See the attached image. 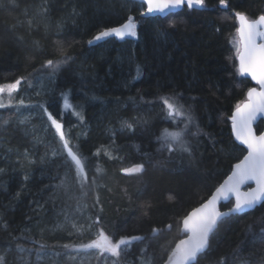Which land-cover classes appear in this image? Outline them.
Wrapping results in <instances>:
<instances>
[{
    "label": "trees",
    "instance_id": "trees-1",
    "mask_svg": "<svg viewBox=\"0 0 264 264\" xmlns=\"http://www.w3.org/2000/svg\"><path fill=\"white\" fill-rule=\"evenodd\" d=\"M144 10L139 0H0V85L25 78L0 108V255L6 264H91L96 249L63 245L89 243L101 227L114 241L143 237L126 250L128 264H139V256L162 264L182 238L183 218L245 154L231 117L256 84L238 71L235 13L254 19L264 14V0H228L227 7L205 0L202 8L185 5L165 17ZM130 16L134 37L89 44ZM60 47L71 59L55 74L42 69L48 59H63ZM40 78L47 84L41 98L34 95ZM171 96L192 117L191 156L179 148L159 150L163 129L184 126L180 118H166L161 98ZM28 109L38 112L23 121ZM44 109L64 125L75 124L68 135L87 158L83 189L74 172L61 185L66 152ZM101 146L114 155H97ZM138 164L144 165L140 174L122 171ZM92 219L99 223L88 229ZM222 258L223 264H264V202L219 222L199 264Z\"/></svg>",
    "mask_w": 264,
    "mask_h": 264
},
{
    "label": "snow or ice",
    "instance_id": "snow-or-ice-1",
    "mask_svg": "<svg viewBox=\"0 0 264 264\" xmlns=\"http://www.w3.org/2000/svg\"><path fill=\"white\" fill-rule=\"evenodd\" d=\"M219 2L221 5L227 7L228 0H219ZM142 3L147 5V12L142 14L162 13L165 10L179 8L185 4L190 9L205 6V0H142ZM235 19L239 21V27L236 29L239 36V40L236 41V54L239 60L238 71L241 75H250L252 80L259 85V90L255 87L248 89L247 99L236 105L235 112L231 117L236 139L241 144L246 145L248 155L241 163L235 166L236 170L225 181L224 185L216 190V194L210 200L183 218V227L184 231L188 234L187 238L180 240L176 244L168 256L166 264H199V259L202 258L203 254L210 247V236L214 233L218 222L226 215L242 213L246 209H252L258 201L264 198V132L256 135L252 128V123L256 120L257 116L264 115V15L259 16L258 19L250 20L245 14L237 12L235 13ZM136 28L137 25L130 16L119 27L100 31L93 40L89 41V44L109 36L121 39L125 36H135ZM257 40L262 42L257 43ZM58 53L63 59H48L41 65V68L50 69L51 73L55 74L62 64H66L71 59L63 47L58 49ZM139 74L140 69L137 68V75ZM24 79V77H21L14 83L0 85V93L7 92L9 102H11L12 94L18 90L21 81ZM161 102L166 112V118L172 121H177V118H180V122L184 126L183 128H179L178 124L176 130L163 129L158 137L161 142L159 150L171 153L179 148L181 152L188 153L191 156L192 148L187 137L194 136L197 133H193L190 130V125L193 122L190 112L184 108L183 104L179 103V99L175 96L162 97ZM19 103L23 105L24 101L20 100ZM65 106L73 107L68 103L66 96ZM2 107H5V104L0 99V108ZM41 107L43 106L41 105ZM44 111L47 113V109H44ZM75 114L79 116L78 112ZM47 115L51 121V126L55 128L56 133L59 135V140L66 152L65 160L68 165V172L65 173L64 179L61 180V185L68 179L69 173L74 172L76 183L80 184L83 189L85 185L89 184V177L86 172L87 158L71 146L69 139L66 138L63 125L51 113H47ZM123 127L131 129L133 125L124 122ZM96 154H99V150H97ZM53 155H56V153L53 152ZM0 171L3 170L0 169ZM96 171L100 172L101 169L97 168ZM122 171L128 175L140 174L144 171V165L138 164L130 168H123ZM25 179H28V177L25 176ZM95 179L93 176L90 183L95 184ZM248 181H255L256 188L241 193L240 186ZM229 193L235 194V205L229 209L228 213H221L216 208V202L218 198H227ZM94 223L98 224L99 220ZM72 227L77 228V225L73 224ZM89 227L92 226L89 225ZM153 231L156 232L158 230L153 229ZM140 239L143 238L121 237L119 240L114 241L101 227L97 230L96 238L89 243L79 246L63 245V247H79L85 250L96 249L101 254L109 253L112 257L119 258L133 240ZM41 247H44V245H41ZM18 248L20 252L25 251L19 245ZM0 264H6V258L3 255H0ZM24 264H28V262L25 261ZM114 264H118V261H114ZM221 264H223V258Z\"/></svg>",
    "mask_w": 264,
    "mask_h": 264
},
{
    "label": "water",
    "instance_id": "water-1",
    "mask_svg": "<svg viewBox=\"0 0 264 264\" xmlns=\"http://www.w3.org/2000/svg\"><path fill=\"white\" fill-rule=\"evenodd\" d=\"M141 3H142V0H139ZM144 4V3H143ZM145 5V10H144V13H146L147 12V5L146 4H144ZM185 5H183V6H181V7H179V8H173V9H171V10H165L164 12H157V13H152V14H145L146 16H148V17H157V16H160V17H165V16H167L168 14H170V13H172V12H176V11H178V10H181L183 7H184ZM262 15H264V14H262ZM261 16V15H260ZM259 18V16L258 17H256V18H254V19H258ZM250 20H253V19H250ZM238 21V20H237ZM120 25H117V26H114V27H119ZM238 27H239V21H238ZM112 28V27H111ZM110 37H115V36H110ZM127 37H129V36H125L124 38H127ZM116 38H119V37H116ZM238 38H239V36H238ZM260 42H262V41H260V40H257V43H260ZM237 55V54H236ZM238 59V58H237ZM238 62H239V60H238ZM239 67V66H238ZM244 78L245 77H247L248 79H251L252 80V78H251V76L250 75H242ZM252 82L253 83H255L256 84V82L254 81V80H252ZM255 88H257L258 90H259V85H258V87L257 86H254ZM248 91V90H247ZM1 94V93H0ZM246 99H247V97H246ZM245 101V100H244ZM234 112H235V110L233 111V114H234ZM232 114V115H233ZM53 117H55V116H53ZM56 118V117H55ZM57 119V118H56ZM59 121V120H58ZM263 122V129H262V131L261 132H264V115H258L257 116V118H256V120H254L253 121V123H252V128H253V131L256 133V135H259V134H261V132H258L257 131V128H256V125L257 124H259V122ZM60 122V121H59ZM231 122H232V119H231ZM62 125H63V123L62 122H60ZM231 129H232V134H233V138H234V140L236 141V143L237 144H239L240 146H242V147H244V149H245V154L243 155V157L239 160V161H237V162H235L234 163V165H233V168H232V170H231V172L227 175V177L218 185V187L211 193V195L209 196V198L206 200V201H204L203 203H206L208 200H210L211 198H212V196L213 195H215L216 194V190L218 189V188H220L222 185H224V183H225V181H227L228 180V178L232 175V173L236 170V165L237 164H239V163H241L243 160H244V158L248 155V150H247V147H246V145H243V144H241V142L239 141V140H237L236 139V135H235V132L233 131V124L231 123V127H230ZM63 130H64V125H63ZM254 188H256V183H255V181H248V182H246L245 184H243V185H241L240 186V192L241 193H245V192H247V191H249L250 189H254ZM264 202V198H262L260 201H258L254 206H253V208L252 209H246L244 212H247V211H250V210H253V209H255L257 206H259V205H261L262 203ZM202 203V204H203ZM228 203H232V205H231V207H229V208H225V209H222V205L223 204H228ZM202 204H200V205H198L197 207H195V208H193L189 213H191L194 209H196V208H199ZM234 205H235V194H233V193H229L228 195H227V198H218V200H217V202H216V208H217V210L219 211V212H221V213H228L229 212V209L230 208H232V207H234ZM244 212H242V213H244ZM188 213V214H189ZM242 213H239V214H242ZM187 214V215H188ZM232 214H238V213H232ZM232 214H230V215H226V216H224L222 219H224L225 217H229V216H231ZM186 215V216H187ZM185 216V217H186ZM221 221V220H220ZM219 221V222H220ZM219 222H218V225H219ZM218 227V226H217ZM216 227V228H217ZM216 230V229H215ZM214 230V231H215ZM181 234H182V238H180L176 243H175V245H174V247L172 248V250L175 248V246H176V244H178L179 243V241L180 240H182V239H186L187 238V233L184 231V227H183V220H182V224H181ZM212 236V235H211ZM211 236H210V238H211ZM134 237H142V236H134ZM130 238V237H129ZM143 238V237H142ZM133 241H135V240H133ZM132 241V242H133ZM131 242V243H132ZM171 250V251H172ZM207 251V250H206ZM171 253V252H170ZM170 253L168 254V256L170 255ZM168 256H167V258L165 259V261L162 263V264H166V261H167V259H168Z\"/></svg>",
    "mask_w": 264,
    "mask_h": 264
},
{
    "label": "rangeland",
    "instance_id": "rangeland-1",
    "mask_svg": "<svg viewBox=\"0 0 264 264\" xmlns=\"http://www.w3.org/2000/svg\"><path fill=\"white\" fill-rule=\"evenodd\" d=\"M136 25H137V23H136ZM104 39H106V38H104ZM104 39H102V40H104ZM45 85H47L46 81L43 78H40L39 79V83L37 85V90L34 93V95L41 98V96H42V94H43V92L45 90ZM19 88H20V86L18 87V89ZM0 99L3 100V103L5 105H7L9 103L8 94H6V95L5 94H1L0 95ZM37 112L38 111L35 110V109L34 110L28 109L27 111H24V114H21L22 115V120L24 121V120H26L28 118H31L32 116L36 115ZM47 113H49V111ZM41 121H43V117L41 118ZM62 121H64V120H62ZM169 121L172 122V120H169ZM74 125H75L74 122L73 123L72 122L65 123V134H67L66 135L67 139H70V136L68 135V130H69L68 126H73L74 127ZM48 127H49V124L45 123L44 124L45 131L48 129ZM97 150H99V154L101 152H104L108 157H112L114 155L112 149L107 147V146H101ZM96 153H97V151H96ZM94 222H95V220L92 219L90 221L89 225L92 226L94 224ZM89 225H88V229H90ZM122 247H124V246H122ZM128 247L130 248V246H127L125 251H123L122 254H121V256L123 258L122 262H124L125 264L129 263L128 259H127V256H126V250L128 249ZM89 261H90L91 264H114V261H118V264H120V261L118 260V258L112 257L109 253L101 254V253H99L98 250L96 252H94L90 256ZM139 261H140L139 264H151V260L146 258L145 256H139Z\"/></svg>",
    "mask_w": 264,
    "mask_h": 264
},
{
    "label": "bare ground",
    "instance_id": "bare-ground-1",
    "mask_svg": "<svg viewBox=\"0 0 264 264\" xmlns=\"http://www.w3.org/2000/svg\"><path fill=\"white\" fill-rule=\"evenodd\" d=\"M186 5V4H185ZM183 9V8H182ZM179 11V10H178ZM135 22V21H134ZM2 94V93H1ZM0 94V95H1ZM58 120V119H57ZM60 121V120H59ZM60 122H62V121H60ZM63 123V122H62ZM63 125H64V123H63ZM64 132H65V125H64ZM231 207V206H230Z\"/></svg>",
    "mask_w": 264,
    "mask_h": 264
}]
</instances>
